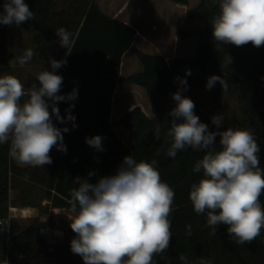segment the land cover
I'll list each match as a JSON object with an SVG mask.
<instances>
[{"label": "trees", "instance_id": "16d2710c", "mask_svg": "<svg viewBox=\"0 0 264 264\" xmlns=\"http://www.w3.org/2000/svg\"><path fill=\"white\" fill-rule=\"evenodd\" d=\"M172 1L189 4V0ZM198 1L197 5L188 8L186 17L200 19L204 27L177 31L179 40L198 36L196 56L175 57L168 61L161 54L138 50L143 69L126 78H120L122 57L132 47L136 29L104 13L96 0H25L34 12V20L20 27L0 24V61L8 53L11 28L33 29L35 49L47 70H51L52 59L67 61L56 70V74L63 77L60 94L71 93L74 88L78 91L74 101L57 102L60 115L65 118L69 104H74L70 111L77 127L73 128L72 121L61 123L53 116L56 127H68L69 131L63 133L67 151L55 147L50 154L51 164L43 167L16 165L10 155V142L0 144V220L9 218L12 186L20 188L19 181L23 176H28L34 183L22 189L23 203L43 208L42 200L48 199L54 207L64 210L58 214L50 213L46 222L39 218L26 224L11 221L8 231L0 228V264L9 263L13 256L19 257L18 264H84L70 247L75 237L69 222L70 190L77 187L73 181L80 177L96 183L101 177L114 175L124 157L130 155L137 162L155 159L162 181L175 193L169 217L171 244L164 253L154 256L156 264H183L179 259L181 254L188 258V264H199L200 258L209 259L212 264H264V229L251 243L240 245L230 238L226 225H218L213 235L206 224V213L197 215L194 212L189 193L191 185L203 174L194 172L193 167L204 153L186 148L173 159L163 150L172 119L169 112L175 107L172 94L181 87L177 77L187 80L188 87L182 94L190 98L187 90L198 85L205 73L211 72L221 76L228 88L237 92L244 102L250 130L260 145V166L264 168V46L257 48L249 43L240 47L221 45L217 49L210 20L218 14L219 7L211 0ZM3 2L0 0V10ZM61 27L72 33L74 44L71 49H64L58 43L56 29ZM227 54L232 62L226 66ZM186 70H190L191 75L186 76ZM118 81L145 89L152 116L146 115L138 105L119 121L112 122L113 96ZM117 124L130 131L128 143L116 133ZM157 126L160 129L158 139L155 136ZM208 128L209 131L217 130ZM96 135L102 137L103 151H97L85 142L86 138ZM216 140L218 148V136ZM45 170L49 172L48 182L43 178ZM89 173L93 175L89 176ZM44 183L49 185L47 189L37 187ZM260 202L264 207V193ZM188 224L192 226L190 237L185 235ZM48 228L62 231L63 239L50 242L45 235Z\"/></svg>", "mask_w": 264, "mask_h": 264}, {"label": "clouds", "instance_id": "9594fccd", "mask_svg": "<svg viewBox=\"0 0 264 264\" xmlns=\"http://www.w3.org/2000/svg\"><path fill=\"white\" fill-rule=\"evenodd\" d=\"M219 12L211 20L212 38L216 48L221 45L237 47L251 43L264 46V0H211ZM35 15L25 0H4L0 10V24L20 27ZM58 43L64 49L74 44L72 33L63 27L56 29ZM34 56L26 49L18 63L28 64ZM227 54L225 65L231 64ZM67 64L66 59L50 60V69L36 74L33 83L25 89L14 75H0V144L10 142V155L20 165L43 167L51 164L53 147L66 152L63 133L68 127L58 128L53 116L61 123L73 122L74 104H69L67 117H61L57 102L74 101L77 89L60 94L63 77L56 70ZM186 76L191 75L186 70ZM181 85L172 94L175 101L169 116L164 152L175 158L179 151L191 148L203 152L193 171L202 172V178L191 185L189 199L197 215L206 213V224L216 234L217 226H227L230 238L237 244L251 243L264 229V207L260 197L264 193V168H261L260 145L250 129L224 128V115L211 117L216 131H209L195 114V103L182 93L187 80L177 77ZM219 82L228 87L221 76L211 75L206 89ZM27 97V99H23ZM51 109V111L49 110ZM157 126L155 136L159 138ZM219 136L217 148L216 137ZM85 142L97 151H103L102 137L86 138ZM159 154V152L157 153ZM157 161L137 162L131 155L123 159L116 173L101 177L96 183L77 177V187L70 190V228L75 233L70 247L84 264H156L154 256L164 253L171 244L172 205L175 193L163 182L156 167ZM93 173H89V176ZM186 236L192 235L191 224L186 225ZM183 264L188 258L179 256ZM199 264H212L200 258Z\"/></svg>", "mask_w": 264, "mask_h": 264}, {"label": "rangeland", "instance_id": "374dc122", "mask_svg": "<svg viewBox=\"0 0 264 264\" xmlns=\"http://www.w3.org/2000/svg\"><path fill=\"white\" fill-rule=\"evenodd\" d=\"M198 0H189V8L198 4ZM99 3H104L105 9L109 10L111 8L121 7V17L130 21L133 24H140L142 29L145 27L151 30L152 24L156 23L158 28L151 31V40L153 43H148L143 46V51L148 54H159L163 53L165 50H170L172 52L173 47L175 46V36L172 33V27L174 21H180L181 29H189L194 27L192 21H185L186 19H181L180 9L176 10L171 9L178 6L179 8L183 5L178 4L172 0H98ZM172 12V21L171 24L164 21V13ZM202 24L200 19L195 18ZM184 23V24H183ZM16 32L22 34L27 40L26 43L34 44V35L35 31L32 30H23L19 28H13L11 33V42L14 43ZM198 36H192L185 41H180L179 46H175V55L177 57H194L196 56V51L194 50V45L197 46ZM177 47V48H176ZM128 61H131L129 66ZM125 62L127 63L122 69V76L128 75L130 72H135L143 69L142 63L139 60L134 49H131L125 56ZM44 66L47 70V65L44 62ZM215 75L214 73L207 72L203 75L202 81L198 85H194L187 90L188 96L195 103V109L198 110L195 114L200 118L202 123L216 129V126L211 123V117L217 113H222L224 115V128H233V129H250L248 122L246 108L244 102L238 96V93L232 91L227 87L226 90H223L219 82L211 88L210 90L206 89V83L208 77ZM127 77V76H126ZM123 77V78H126ZM123 83V82H121ZM119 84L120 87L124 84ZM234 86L233 83H230ZM147 96V95H146ZM148 98V97H147ZM148 104H150L149 99ZM131 102L129 100L128 104ZM127 104V105H128ZM126 105V106H127ZM126 109V107H125ZM194 109V110H195ZM127 111V110H126ZM119 117L118 113L115 111L113 114V119L117 120ZM120 128L126 129L123 125H119ZM219 137V136H218ZM128 141V139H127ZM13 161H15L13 159ZM20 187V186H19ZM22 190H17L15 185L12 186L11 193V204L14 205L17 203L18 198L16 195H21ZM16 196V197H15ZM44 209L37 206L36 212L42 215ZM71 214L69 213V216ZM30 220L24 219H15L17 224H26ZM64 234L60 230H53L52 235L48 236L50 242H57L62 240ZM19 257L13 256L9 261V264H18Z\"/></svg>", "mask_w": 264, "mask_h": 264}, {"label": "crops", "instance_id": "0c3cea01", "mask_svg": "<svg viewBox=\"0 0 264 264\" xmlns=\"http://www.w3.org/2000/svg\"><path fill=\"white\" fill-rule=\"evenodd\" d=\"M98 3V0H96ZM100 8L102 9V11L104 13H106L107 15L117 18L131 26H133L136 29V37L134 39L133 45L132 47L127 50L123 57H122V65H121V72H120V78L123 77H128L131 74L140 72L142 70L139 71H135V72H130L128 73V75L126 76H122V69L123 67L127 64L125 62V56L126 54L131 50L134 49L135 53L137 54V51H143V46H145V44L148 43H153V41L151 40V31L155 30L158 28V25L156 23L152 24V28L151 30L148 28H144L142 29V26L139 24H133L130 21L124 19L121 17V11H123V9H121V7L118 8H111L109 10L105 9L104 7V3H99ZM189 8V4L188 5H183L182 7H178L175 6V8H171L170 7V11L171 9L178 10L180 9V17L181 19H186L185 21H192L194 27H190L187 30H197V29H202L204 27V24L202 22V24H200V22L198 20H196L195 18L193 19H188L186 17V12ZM164 21H166L167 23L171 24L172 21V12H165L164 13ZM181 22L180 21H174L173 23V27H172V33L175 36V46H179L180 41H185V40H179L177 37V31L179 29H181ZM184 24V23H183ZM12 29H10L9 31V49H8V53L3 56L1 58L0 61V75H4V74H10V75H14L16 76L18 79L21 80V82L24 84L25 89H27L28 87H30L33 83H36L37 86L39 85V82L36 80V74L40 71L46 70L45 66H44V61L39 57L35 46L31 45V43H26L27 40H25V38H23L24 36L18 32H16L15 36V41L14 43H12L11 41V33H12ZM198 41V40H197ZM175 46L173 47L172 52L170 50H165L163 51V53H159L161 55H163L168 61H171L173 58L177 57L175 54ZM196 47L194 45V50L196 51ZM177 48V47H176ZM26 49H32L34 52V56L33 59L26 64L24 67H21L18 63V57H20L21 55H23L24 51ZM146 53V52H144ZM128 64L130 66L131 61H128ZM121 82L118 81L117 84V88L115 90L114 96H113V104H112V113H111V120L112 122H117L119 121L122 116L127 113L128 111H130L133 107L135 106H141L143 111L145 112L146 115L148 116H152V108H151V104H148V96H146V91L143 87L136 85V84H123L120 87ZM23 99H27V97H24ZM131 99V102L128 104L129 100ZM150 102V101H149ZM128 104V105H127ZM127 105V106H126ZM126 107V109H125ZM127 110V111H126ZM117 112L119 117L117 120L113 119V114L114 112ZM115 131L116 133L119 135V137L123 140L124 143H128L127 139L129 136V130L128 129H123L119 127V124L115 125ZM55 147L52 148L50 154L54 151ZM14 163L16 165L25 167L28 165H20L16 162V160L14 161ZM48 175L49 172L48 170H45L43 173V178L45 179L46 182H48ZM20 184V188H17V190H22L24 187H29L30 185L34 184L32 180H30V178L28 176H23L20 178L19 181ZM37 184V183H36ZM48 184L44 183V184H38L37 187H40V189H47L48 188ZM18 187V185H17ZM50 188V187H49ZM54 192V191H53ZM17 197H20L19 195H16ZM15 196V197H16ZM41 205L43 206V213L40 216L39 213L36 212L37 210V206L34 205H26L25 203H23L22 198L17 200V203H15L14 205H10V220L15 222V219H24V220H32L34 218H39L41 221L46 222L49 218V214L50 213H61L64 210L61 208H57L54 207L52 205L51 200L48 199H43L41 202ZM29 222V221H28ZM50 229V228H48ZM52 230V229H51ZM53 232V230H52Z\"/></svg>", "mask_w": 264, "mask_h": 264}, {"label": "built area", "instance_id": "2783aa9c", "mask_svg": "<svg viewBox=\"0 0 264 264\" xmlns=\"http://www.w3.org/2000/svg\"><path fill=\"white\" fill-rule=\"evenodd\" d=\"M11 225V220L10 218L4 219V220H0V228L4 231H8ZM45 235L51 236L52 235V230L51 229H46L45 230ZM3 264H9L8 262H4Z\"/></svg>", "mask_w": 264, "mask_h": 264}]
</instances>
